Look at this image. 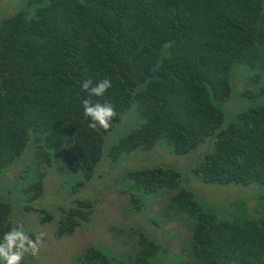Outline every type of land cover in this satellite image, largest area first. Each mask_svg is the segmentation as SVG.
<instances>
[{
    "label": "trees",
    "instance_id": "obj_1",
    "mask_svg": "<svg viewBox=\"0 0 264 264\" xmlns=\"http://www.w3.org/2000/svg\"><path fill=\"white\" fill-rule=\"evenodd\" d=\"M0 1L24 7L0 19V177L28 157L16 197L0 195V238L17 224L14 207L37 200L49 174L74 197L60 209L55 237L83 228L119 235L116 253L88 246L72 264H264V210L252 221L220 217L172 168L121 176L115 167L156 143L179 157L212 137L193 168L200 183L264 187V0ZM237 71L246 79L239 98L254 102L223 124L219 106ZM105 77L113 86L92 99L117 115L108 131L94 130L81 85ZM132 109L136 125L123 127ZM93 180L102 185L97 199L79 196ZM98 201L108 209L99 213ZM36 212L39 224L50 222ZM137 213L162 241L125 227ZM178 220L186 235L175 251L178 229L162 227Z\"/></svg>",
    "mask_w": 264,
    "mask_h": 264
},
{
    "label": "rangeland",
    "instance_id": "obj_2",
    "mask_svg": "<svg viewBox=\"0 0 264 264\" xmlns=\"http://www.w3.org/2000/svg\"><path fill=\"white\" fill-rule=\"evenodd\" d=\"M4 5L5 4H2V1H0V19L24 9L23 7L17 6L15 1L12 6H8L7 4V7H3ZM229 78L231 98L226 103L219 106V110L223 114V124L230 122L238 112L252 105L254 102V100L239 98V94L244 88L243 82H246L245 77H243L239 71L232 73ZM262 103L264 104V100ZM136 112V110L132 109L127 113V120L123 127L127 125H136L134 120ZM114 134L116 133H111L109 135L114 136ZM212 142V137H207L196 149L179 157L171 155L164 150L163 146L156 143L148 151L131 153L128 158L122 160L121 164L115 167L119 168L118 171L121 173V176L136 169L151 168L153 166L172 168L180 176V185L191 191L194 198L214 214L229 219L235 217L236 219L246 218L252 221L256 217L257 210L258 212L264 210V202H261V200H263L262 198H264V187H259L257 185L245 187L235 185H204L200 183L194 175V166L202 160L204 154L211 151ZM27 161L28 157L25 153L15 164L1 173L0 195H5L4 197H8L9 199H14V197H16L11 191V188L13 182L19 180L18 174L21 173V176H23ZM42 182L43 188L41 196L32 203L27 204V208L23 206L22 208L21 206L14 207L12 214V218H15L14 221L22 223L25 231L30 237L35 238V235L41 231L47 233L41 245L39 255L36 257L26 256L24 264H72V257L79 254L83 248L88 246H97L98 248L108 247L111 251L117 252L119 249L117 244L119 235L116 231L107 230L105 228L94 229L93 231L83 230L84 228L77 229L71 235L59 238L55 237L54 226L56 221L62 216V211L60 209L67 208L70 205L71 199L74 197L68 196V193H66V191H68L67 185H58L55 175L47 174ZM93 183L94 184L89 185L79 196L89 198V195L93 194L90 200H96V194L99 195L101 191L99 186L102 185L96 180H93ZM4 191H8L7 194H5ZM162 195L165 197L164 191ZM94 207H97V211L100 210L99 213L108 209L103 201L96 202ZM37 210L48 212L50 216H52L50 222L39 224ZM101 219L100 217L96 221H100ZM123 222L126 224L125 227L127 228L132 227L141 232L143 231L146 236L148 235L153 239L163 240L162 234L157 233L154 227L146 224L145 218L140 213H137L130 221L123 220ZM87 225L93 228L92 222ZM174 228L178 229L176 232L179 238H173L170 246L175 247L176 251L180 246V240H184L186 235L183 231V222L181 220L169 222L167 227H162V230L170 231L174 230ZM149 229L153 230V233H150ZM132 234L133 233H130V236H132ZM122 243L121 240V252L125 250Z\"/></svg>",
    "mask_w": 264,
    "mask_h": 264
},
{
    "label": "clouds",
    "instance_id": "obj_3",
    "mask_svg": "<svg viewBox=\"0 0 264 264\" xmlns=\"http://www.w3.org/2000/svg\"><path fill=\"white\" fill-rule=\"evenodd\" d=\"M81 86L88 93V97L82 100V107L83 116L90 120L89 127L108 131L113 118L117 115L116 111L111 104L94 102L92 98L103 96L113 86L111 78L105 77L95 85L91 80H86ZM193 199L197 201L194 196ZM46 235L47 233L41 231L32 238L25 231L24 225L17 223L0 238V264H24L26 256H38Z\"/></svg>",
    "mask_w": 264,
    "mask_h": 264
}]
</instances>
